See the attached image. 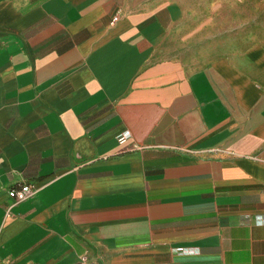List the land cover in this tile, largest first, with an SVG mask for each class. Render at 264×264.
I'll list each match as a JSON object with an SVG mask.
<instances>
[{
  "label": "crops",
  "instance_id": "0c3cea01",
  "mask_svg": "<svg viewBox=\"0 0 264 264\" xmlns=\"http://www.w3.org/2000/svg\"><path fill=\"white\" fill-rule=\"evenodd\" d=\"M188 12L0 0L2 264H264V47Z\"/></svg>",
  "mask_w": 264,
  "mask_h": 264
},
{
  "label": "rangeland",
  "instance_id": "374dc122",
  "mask_svg": "<svg viewBox=\"0 0 264 264\" xmlns=\"http://www.w3.org/2000/svg\"><path fill=\"white\" fill-rule=\"evenodd\" d=\"M192 44L264 47V0H183Z\"/></svg>",
  "mask_w": 264,
  "mask_h": 264
},
{
  "label": "built area",
  "instance_id": "2783aa9c",
  "mask_svg": "<svg viewBox=\"0 0 264 264\" xmlns=\"http://www.w3.org/2000/svg\"><path fill=\"white\" fill-rule=\"evenodd\" d=\"M10 199L14 202V204H20L31 199L34 195L33 186L26 184L21 186L18 189H12L8 192ZM0 264L1 261H0Z\"/></svg>",
  "mask_w": 264,
  "mask_h": 264
}]
</instances>
